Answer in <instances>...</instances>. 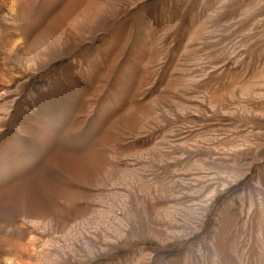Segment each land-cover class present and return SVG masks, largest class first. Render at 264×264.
I'll return each instance as SVG.
<instances>
[{"label": "rangeland", "instance_id": "obj_1", "mask_svg": "<svg viewBox=\"0 0 264 264\" xmlns=\"http://www.w3.org/2000/svg\"><path fill=\"white\" fill-rule=\"evenodd\" d=\"M0 264H264V0H0Z\"/></svg>", "mask_w": 264, "mask_h": 264}]
</instances>
